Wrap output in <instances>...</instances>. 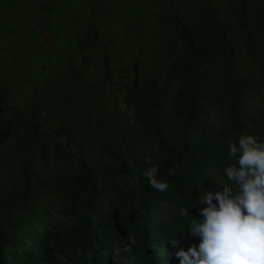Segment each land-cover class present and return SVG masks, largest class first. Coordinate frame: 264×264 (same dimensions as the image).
I'll return each instance as SVG.
<instances>
[{"label":"trees","instance_id":"1","mask_svg":"<svg viewBox=\"0 0 264 264\" xmlns=\"http://www.w3.org/2000/svg\"><path fill=\"white\" fill-rule=\"evenodd\" d=\"M7 2L35 20L34 36H58L49 84L32 99L39 119L26 121L10 104L13 88L0 80V264H63L58 256L115 264L116 252L118 264H179L178 248L200 243L181 232L191 217L179 209L202 220V197L211 193L217 203L221 182L229 183L223 170L236 163L229 143L245 133L264 141V0ZM119 99L133 111L132 122ZM12 115L35 137L43 159L50 145L74 164L70 179L52 186L69 200L63 215L72 229L61 238L38 236L25 245L23 223L35 215L44 181L24 136L22 187L5 199L1 150L14 136ZM146 158L169 184L165 192L150 186ZM130 234L137 243L125 252Z\"/></svg>","mask_w":264,"mask_h":264},{"label":"rangeland","instance_id":"2","mask_svg":"<svg viewBox=\"0 0 264 264\" xmlns=\"http://www.w3.org/2000/svg\"><path fill=\"white\" fill-rule=\"evenodd\" d=\"M7 1L11 0H0V44H4L3 49L7 53L4 54L3 63H0V80L7 81L13 88L10 104L17 110L22 109L21 113L26 121L33 122L39 119L36 113L38 114L40 109L37 108L38 106L32 99L36 90L40 91L41 88L49 84L50 76L47 75V71L51 66L50 56L53 57V52L57 50L55 48L57 43L55 45L54 38L58 34L42 31L38 37L34 36L40 32L39 28L34 25L35 20H32L28 13L22 14V8H18L12 2ZM34 26L37 29L33 32ZM262 93L264 97V87ZM35 106H37L36 109ZM118 107L123 110L125 116L129 117V123L132 122L133 111L123 106L122 99H119ZM10 118L12 119L14 136L13 139L6 140L1 150V158L5 166V171H3L5 176L2 178L6 185L5 199L16 196L22 187L23 167L20 154V137L24 136L28 139V151L33 156H37L36 172L44 181L43 186L36 192V207L33 208L35 215L29 214L23 223V229L28 233L25 245L29 246L38 236L49 239V237H53V234L58 233L61 238L67 230L71 231L72 229L71 222L63 215V211L69 209L70 206L68 205L67 192L65 190L57 191L53 187L57 181L63 185L64 179H70L75 172L74 164L69 157L56 153L54 147L50 145L47 146L48 149L43 159L40 156L41 150L35 137L29 131L22 129L23 123L20 117L12 115ZM57 142L59 143V150L65 151L60 138ZM84 155L90 161H95L96 156L87 148L84 150ZM0 193L2 194L3 191ZM111 211V207L106 210L109 217ZM180 247H183L185 251L189 248L185 245ZM114 251L117 250L114 249ZM58 257L57 260L60 263L73 264L72 260L68 261L61 256ZM112 257L116 261L115 264L121 262L118 252L114 253ZM123 264L131 263L125 260Z\"/></svg>","mask_w":264,"mask_h":264},{"label":"clouds","instance_id":"3","mask_svg":"<svg viewBox=\"0 0 264 264\" xmlns=\"http://www.w3.org/2000/svg\"><path fill=\"white\" fill-rule=\"evenodd\" d=\"M228 156L236 163L224 168L229 183H223V191L202 197L207 207L200 210L202 220L192 216L185 207L179 215L188 219L189 234L200 238L198 247L190 246L186 251L179 247L173 254L179 264H264V141L251 134H242L237 142L229 143ZM151 166L144 175L150 186L159 192L169 188L167 181L158 179L159 167ZM176 168L169 170L174 175ZM125 252L137 243L129 235ZM179 241L173 246H177Z\"/></svg>","mask_w":264,"mask_h":264}]
</instances>
